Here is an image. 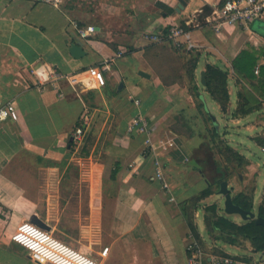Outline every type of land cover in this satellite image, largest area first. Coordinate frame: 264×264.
Instances as JSON below:
<instances>
[{"label": "crops", "instance_id": "crops-1", "mask_svg": "<svg viewBox=\"0 0 264 264\" xmlns=\"http://www.w3.org/2000/svg\"><path fill=\"white\" fill-rule=\"evenodd\" d=\"M220 4L222 0H64L54 7L31 0H0V106L13 102L19 113L17 120H0V264H39L11 239L34 209L17 173L24 165L36 168L29 165L30 158L64 156L83 116L88 119L86 129L92 149L98 151L96 162L108 180L114 209L113 235L94 257L99 264H264V253L242 249L239 243L222 240L216 230H207L202 209L207 197L194 209L195 234L188 228L182 209L188 204L183 201L197 196L208 183L193 156L201 140L195 135L186 138L175 128L180 108L196 110V102L187 84L164 80L159 62L167 60L162 50L166 44L144 38L145 33L169 25L184 26L197 45L192 52H199L194 70L198 81L206 64L229 69L225 112L201 88L208 116H227L238 133L243 128L261 129L246 124L260 116L257 111L232 115L240 84L247 80L231 63L248 44L264 47V36L251 24L248 29H216ZM72 20L94 25L95 32L80 37ZM259 20L264 21V13ZM76 44L81 48L77 56L70 51ZM120 50L123 55L104 70V85L98 86L87 69L101 67L104 59ZM44 63L63 74L58 88L38 82L34 71L41 73ZM136 113L150 124L149 133L127 132ZM199 116L207 118L203 110ZM248 133L244 135L250 137ZM158 165L160 179L155 176ZM263 195L261 178L255 182L254 206ZM105 247L106 255L99 256Z\"/></svg>", "mask_w": 264, "mask_h": 264}, {"label": "rangeland", "instance_id": "rangeland-1", "mask_svg": "<svg viewBox=\"0 0 264 264\" xmlns=\"http://www.w3.org/2000/svg\"><path fill=\"white\" fill-rule=\"evenodd\" d=\"M164 44L166 46L162 47V50L167 60L165 63L159 62L163 64V75L166 78L164 80H177L181 84L189 85L184 67L189 57L186 54L188 50L178 49L171 43ZM242 87L243 85H241L243 92ZM245 89V93L241 95L243 99H246L247 93L254 92L248 84L245 85ZM256 106L260 107L256 110L260 116L252 118L246 124L250 125V128L251 125H258L261 129L243 128V133H238L240 132L238 127H233L227 116L223 118L212 115V122L219 131V136L241 156L240 158L233 156L231 163H227L228 169L225 170L227 186L234 193L242 191L249 196L251 194L252 200L256 180L264 178V151L261 150L264 146V100L261 104L256 102L252 105L253 108ZM188 108L193 110V107ZM203 117L204 121L199 124V128L197 123L195 129L190 128L189 125L195 122L194 120L180 119L175 129L182 131L186 138L195 135L201 140L196 144L193 156L198 169L202 170L209 181H212L213 163L216 162L222 168L223 165L226 166V154L217 137L213 143L211 142L213 124L205 116ZM87 129L81 141L72 142L71 148L64 156L58 159L30 158L29 165L33 164L36 168H25L24 165L23 169L18 170L17 177L24 185L26 194L34 201V209L28 221L87 255L95 257L100 246L109 242L113 235L110 227L114 223V209L112 192L106 183L108 180L103 177L101 167L96 162L98 151L92 149L93 141ZM197 129H200V132ZM244 132L246 134L250 132L252 135L249 137L244 135ZM246 138L252 139L253 142L249 143ZM248 143L251 146L244 149ZM218 188L216 184L212 186L213 193L204 203H216L218 211L225 214L223 196L217 192ZM208 216L211 217L212 214L208 212ZM227 216L236 222L242 220L238 214ZM219 237L225 239V235ZM238 243L242 249L248 250L251 247L249 241L245 239H239ZM27 252L31 255L29 251ZM37 263L48 264L38 259Z\"/></svg>", "mask_w": 264, "mask_h": 264}, {"label": "trees", "instance_id": "trees-1", "mask_svg": "<svg viewBox=\"0 0 264 264\" xmlns=\"http://www.w3.org/2000/svg\"><path fill=\"white\" fill-rule=\"evenodd\" d=\"M224 0H222L223 2ZM252 25V24H251ZM192 50L187 51L189 55L186 63L184 64L186 75L188 78V91L192 95L193 99L196 102V110L189 109L186 106L180 108L178 115L180 114V119L182 120H194L195 122H189L190 128H196V123L199 124L204 121L200 118L201 110L207 115V120L209 119L212 122L210 116H208L205 111V105L203 100V92L201 88H204V91L215 100L222 111H226L227 104L229 100L228 94V84H229V69L226 66H221L219 64H206L204 69V85L196 79L194 70L197 67L199 60V52H192ZM264 56V47L254 48L253 46L247 45L246 48H243L232 60L231 67L233 70L243 79L247 80L245 83L251 86L254 90L253 94L247 93L246 99H243L242 94H244L245 85L242 89L238 91V106L232 112L234 117L245 115L251 112H255L259 109V106L252 107L256 102L261 104L264 100V65L259 67V73L256 75L254 73V68ZM256 80L255 82L252 80ZM237 81H239L237 79ZM240 82V81H239ZM242 98V99H241ZM257 98V99H255ZM205 111V112H204ZM200 121V122H199ZM210 140L213 143L217 137L222 145L223 152L226 154V166L223 165V168L219 164L214 162V168H212L213 180L209 181L205 174L200 171V173L207 179V187L203 189L197 196L192 197L191 199L183 201V203L188 204V206H183V213L185 216L186 224L188 228L195 234L196 226L194 223V209L200 208L202 205V200L213 193L212 186L216 184L218 187L222 182L228 184L227 175H225V170L228 169L227 163H231L233 156H239V152L232 149V147L219 136V131L215 127L214 122H212ZM200 132V129L198 130ZM209 140V142H210ZM210 142V143H211ZM71 144V143H70ZM220 147V145H219ZM231 192L232 200L235 204L239 205L245 210L253 211L256 214V217L264 218V195L262 196L261 202L254 207L252 195L250 196L242 191L236 193ZM203 220L208 231L216 230L219 235H225V241L230 244H235L239 242V239L248 240L250 243V249L253 252L264 253V224L258 223L255 218H249L246 220H241L236 222L231 220L226 214L220 213L217 209V205L214 202L203 203ZM208 212L212 216H208ZM188 255L190 256L189 252Z\"/></svg>", "mask_w": 264, "mask_h": 264}, {"label": "built area", "instance_id": "built-area-1", "mask_svg": "<svg viewBox=\"0 0 264 264\" xmlns=\"http://www.w3.org/2000/svg\"><path fill=\"white\" fill-rule=\"evenodd\" d=\"M31 1L47 3L58 7L64 0ZM263 13L264 0H224L216 9L217 23L215 28L238 26L248 29L250 24L259 19ZM71 24L77 34L82 38H86L95 32V27L92 24L81 25L74 20L71 21ZM144 38L152 44L171 43L178 49L184 48L186 50H192L197 48V45L191 39L190 32L180 24H173L163 29L147 32L144 34ZM123 53L124 51L120 50L115 56L104 59L101 67H89L87 69L88 76L94 78L98 86H103L104 70L110 67V63L113 62L115 57H120ZM261 65H264V56L255 66L254 73H258ZM39 69L41 73L36 72V70L34 71L38 77V82H49L53 87L58 88L57 81L63 77V74L51 64H41ZM59 95H62V93H59ZM134 103L139 105L140 101L135 99ZM18 117L19 113L13 102H6L0 106V120H17ZM87 125L88 119L83 116L79 125L75 127L71 134L73 142L77 143L81 141ZM150 129V124L140 113L134 114L127 125L128 133H149ZM261 150L264 151V146L261 147ZM155 176L158 179L162 178V170L159 165L156 166ZM11 239L27 249L36 262L38 259L42 263L48 264H99L94 257L87 255L28 221L21 222L16 227V230L11 235ZM107 250V247L103 248L99 252V256L104 257ZM192 264L198 263L192 261ZM214 264H217V262Z\"/></svg>", "mask_w": 264, "mask_h": 264}, {"label": "water", "instance_id": "water-1", "mask_svg": "<svg viewBox=\"0 0 264 264\" xmlns=\"http://www.w3.org/2000/svg\"><path fill=\"white\" fill-rule=\"evenodd\" d=\"M252 29L255 32L264 36V21L259 20V19L255 20L252 23ZM80 50H81L80 46L76 44L71 47L70 51L72 52L73 55L77 56L80 54ZM200 82L201 84L204 85V82H205L204 81V71L200 72ZM69 142L70 143L72 142V136L69 138ZM217 192L223 196V211L225 212V214L227 215L238 214L240 215L242 220H246L249 218H255L258 223L264 224V218L256 217L255 212L245 210L233 202L231 192L225 182H222L219 185Z\"/></svg>", "mask_w": 264, "mask_h": 264}]
</instances>
